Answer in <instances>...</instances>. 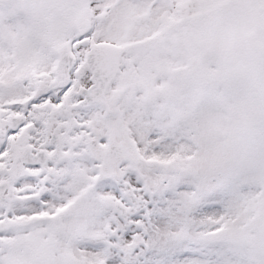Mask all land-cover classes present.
<instances>
[{
    "label": "snow or ice",
    "instance_id": "snow-or-ice-1",
    "mask_svg": "<svg viewBox=\"0 0 264 264\" xmlns=\"http://www.w3.org/2000/svg\"><path fill=\"white\" fill-rule=\"evenodd\" d=\"M0 264H264V0H0Z\"/></svg>",
    "mask_w": 264,
    "mask_h": 264
}]
</instances>
